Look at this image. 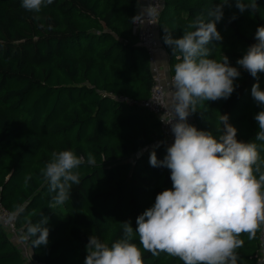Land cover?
<instances>
[{
  "label": "trees",
  "instance_id": "1",
  "mask_svg": "<svg viewBox=\"0 0 264 264\" xmlns=\"http://www.w3.org/2000/svg\"><path fill=\"white\" fill-rule=\"evenodd\" d=\"M163 1L158 37L174 74L180 61L164 43L165 31L179 38L194 30L188 26L195 17L207 19L220 0ZM257 3L258 11L240 13L233 0L217 24L223 39L207 45L210 59L222 62L227 56L241 73L230 98L198 104L190 114L197 129L217 139L222 114L229 115L240 141H254L258 131L254 116L261 108L251 96L257 79L236 64L256 43L257 27L264 26V0ZM138 9L139 0H53L34 14L21 0H0V200L17 212L16 224L26 234L41 213L48 218V244L32 247L28 239L33 259L45 264H84L91 235L111 246L123 236V222L135 230L136 218L156 195L172 188L170 170L149 164L151 151L163 160L169 145L158 117L138 103L153 81L152 63L131 31ZM258 76L264 89V73ZM255 143L264 160V142ZM67 149L85 160L91 152L96 164L82 165L70 199L49 207L56 193L40 170L52 152ZM259 231L251 238L240 235L238 264H264L257 260ZM132 243L141 248L144 264H183L165 252L144 251L138 235ZM0 264H28L1 224Z\"/></svg>",
  "mask_w": 264,
  "mask_h": 264
},
{
  "label": "clouds",
  "instance_id": "2",
  "mask_svg": "<svg viewBox=\"0 0 264 264\" xmlns=\"http://www.w3.org/2000/svg\"><path fill=\"white\" fill-rule=\"evenodd\" d=\"M51 4L53 0H21V7L34 14ZM232 5L233 0H220L207 12V19L203 14L195 17L188 26L194 30L179 38L165 31L163 41L180 61L174 65L168 94L171 119L163 121L170 125L174 141L163 160L151 151L149 164L170 170L172 188L156 195L153 206L136 218L135 230L130 221L123 222V236L111 246L91 235L84 264H144L141 248L132 243L134 234L143 250L153 256L165 252L183 264H238L236 250L243 244L240 235L254 237L264 225V160L255 143L264 142V89L258 76L264 73V26L257 27L256 43L236 61L257 79L251 88V96L261 108L254 116L258 125L254 141L237 139L238 130L229 123L228 114L219 117L218 139L188 123L198 104L226 100L237 87L234 81L241 75L239 69L227 56L222 62L210 59L207 47L213 40L223 39L217 24L225 7ZM234 5L240 13L259 10L257 0H234ZM231 19H236L235 15ZM86 163L96 164L91 152L86 160L71 149L51 153L40 170L49 191L56 193L49 207L62 206L70 199L73 185L81 182L79 168ZM255 173H259L258 178ZM30 179V174L25 176V185ZM47 223L48 218L41 213L37 222L28 225L32 247L48 244Z\"/></svg>",
  "mask_w": 264,
  "mask_h": 264
},
{
  "label": "built area",
  "instance_id": "3",
  "mask_svg": "<svg viewBox=\"0 0 264 264\" xmlns=\"http://www.w3.org/2000/svg\"><path fill=\"white\" fill-rule=\"evenodd\" d=\"M164 6L163 0H139V9L133 14L131 19V31L137 37L138 43L146 50L149 61L152 63L153 81L147 98L138 103L156 115L161 123L164 132L165 142L170 146L174 141L169 124L163 121L171 119L167 112V96L172 90V74L169 65L165 67L164 74H161V67L156 61L160 48L158 37V22ZM136 17L135 19H133ZM119 99L133 103L134 100L119 96ZM188 123L194 125L188 117ZM17 212L10 210L0 200V224L7 232L9 240L20 249L28 264H45L40 260L33 259L27 234L22 227L17 224ZM258 263L264 261V225L259 231V242L257 250Z\"/></svg>",
  "mask_w": 264,
  "mask_h": 264
},
{
  "label": "crops",
  "instance_id": "4",
  "mask_svg": "<svg viewBox=\"0 0 264 264\" xmlns=\"http://www.w3.org/2000/svg\"><path fill=\"white\" fill-rule=\"evenodd\" d=\"M158 62L160 63V67H161V74L166 73L165 72V67L167 66L168 62H167V55L165 53V51L162 49V47L160 46V50L158 51ZM167 101H168V96H167ZM195 126V125H194Z\"/></svg>",
  "mask_w": 264,
  "mask_h": 264
},
{
  "label": "rangeland",
  "instance_id": "5",
  "mask_svg": "<svg viewBox=\"0 0 264 264\" xmlns=\"http://www.w3.org/2000/svg\"><path fill=\"white\" fill-rule=\"evenodd\" d=\"M159 50H160V48H159ZM157 58H158V55H157V57H156V61H157L158 64H160V63L158 62V59H157ZM189 117H190V115H189ZM190 119H191V117H190ZM191 120H192V119H191ZM193 123H194V122H193ZM194 125H195V123H194Z\"/></svg>",
  "mask_w": 264,
  "mask_h": 264
}]
</instances>
